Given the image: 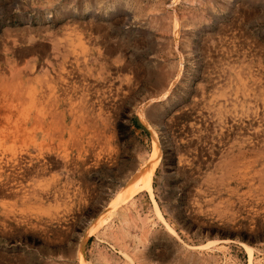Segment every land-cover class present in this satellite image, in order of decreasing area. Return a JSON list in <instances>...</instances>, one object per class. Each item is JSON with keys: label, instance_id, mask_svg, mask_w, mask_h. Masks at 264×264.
<instances>
[{"label": "rangeland", "instance_id": "obj_1", "mask_svg": "<svg viewBox=\"0 0 264 264\" xmlns=\"http://www.w3.org/2000/svg\"><path fill=\"white\" fill-rule=\"evenodd\" d=\"M263 136L264 0H0V264H264Z\"/></svg>", "mask_w": 264, "mask_h": 264}, {"label": "bare ground", "instance_id": "obj_2", "mask_svg": "<svg viewBox=\"0 0 264 264\" xmlns=\"http://www.w3.org/2000/svg\"><path fill=\"white\" fill-rule=\"evenodd\" d=\"M171 7V6H170ZM208 13V12H207ZM204 14V13H203ZM179 71V70H178ZM23 72V70H22ZM103 73V72H102ZM26 75V74H25ZM32 81V80H31ZM67 83V82H66ZM92 83V82H91ZM19 84V83H18ZM87 84V83H86ZM172 85V84H171ZM94 86V85H93ZM170 87V86H169ZM23 88V87H22ZM170 90V89H169ZM77 91V89H76ZM168 91V90H167ZM166 91V94H168ZM162 94V93H161ZM80 99V98H79ZM152 99V98H151ZM159 100V99H158ZM73 107V106H72ZM6 109V108H5ZM101 112V111H100ZM99 112V113H100ZM6 122V121H5ZM39 123V122H38ZM44 126V125H43ZM39 129V127H38ZM250 130V129H249ZM45 131V130H44ZM57 136V135H56ZM59 136V135H58ZM57 136V137H58ZM222 137V136H221ZM226 137V136H225ZM264 137V136H263ZM60 138V137H59ZM264 141V140H263ZM262 147V146H261ZM249 148V147H248ZM94 152V151H93ZM79 156V155H78ZM237 157V156H236ZM250 157V156H249ZM159 152L158 150L154 151V155L150 156V158L145 161L136 171L134 175H132V178L129 180V182L119 191H117V200L115 201V206H117L120 203H127L133 199L136 195L140 193H147L150 199L152 200L154 204V208L156 210V213L160 217V219L163 221L165 227L172 232V230L169 228V226L164 222L161 214L159 213V210L154 202L153 198V189H152V178L155 172V169L159 163ZM53 159V158H52ZM238 159V158H237ZM47 168V167H46ZM136 170V169H135ZM243 175V174H242ZM246 177V176H245ZM247 178V177H246ZM248 179V178H247ZM247 181V180H246Z\"/></svg>", "mask_w": 264, "mask_h": 264}, {"label": "trees", "instance_id": "obj_3", "mask_svg": "<svg viewBox=\"0 0 264 264\" xmlns=\"http://www.w3.org/2000/svg\"><path fill=\"white\" fill-rule=\"evenodd\" d=\"M133 123H134L135 126H137L138 128L140 127V126L138 125V123H136V122H134V121H133Z\"/></svg>", "mask_w": 264, "mask_h": 264}, {"label": "water", "instance_id": "obj_4", "mask_svg": "<svg viewBox=\"0 0 264 264\" xmlns=\"http://www.w3.org/2000/svg\"><path fill=\"white\" fill-rule=\"evenodd\" d=\"M94 225V224H93ZM92 226V225H91Z\"/></svg>", "mask_w": 264, "mask_h": 264}]
</instances>
